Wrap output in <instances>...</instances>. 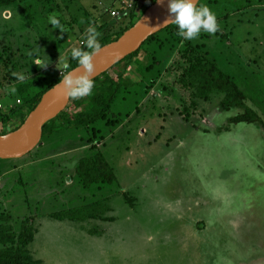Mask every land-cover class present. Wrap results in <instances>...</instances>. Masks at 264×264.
<instances>
[{
	"label": "rangeland",
	"instance_id": "rangeland-1",
	"mask_svg": "<svg viewBox=\"0 0 264 264\" xmlns=\"http://www.w3.org/2000/svg\"><path fill=\"white\" fill-rule=\"evenodd\" d=\"M214 1L197 6L215 13V34L185 40L170 25L146 45L152 69L114 101L96 140L86 128H70L23 158H0V218L9 216L0 219L2 232L19 235L28 224L35 234L29 253L39 264H264V0ZM155 2L17 0L0 8V74L10 57L24 65L17 73L63 75L89 27L98 42L120 36L138 21L133 12ZM50 15L65 32L53 29ZM185 41L230 74L240 103L221 93L202 100L182 88ZM26 96L18 84L0 88L6 111H22ZM248 110L254 122L235 123ZM91 146L116 172L111 187L85 189L79 180L76 166ZM75 207L84 208L80 218L63 214Z\"/></svg>",
	"mask_w": 264,
	"mask_h": 264
},
{
	"label": "trees",
	"instance_id": "trees-1",
	"mask_svg": "<svg viewBox=\"0 0 264 264\" xmlns=\"http://www.w3.org/2000/svg\"><path fill=\"white\" fill-rule=\"evenodd\" d=\"M17 0H0V8L15 4ZM218 3V0L214 1ZM145 11L139 13L133 12L132 18L143 16ZM139 14V15H138ZM135 23L126 28L120 36ZM178 29V27L173 24ZM170 26V27H171ZM167 29L151 36L143 46L127 55L125 58L114 64L107 72L94 79L95 87L90 96L80 99H71L68 106L53 120L44 126V137L69 130L70 128H86L90 138L94 141L101 134L98 124L108 119L109 109L114 101L123 91H130L137 87L146 79V74L152 69L144 61L152 57V53L146 48L148 43L158 40L159 35ZM178 33V30H176ZM120 36H108L101 39V47L117 40ZM85 44L80 46L84 49ZM85 50V49H84ZM87 51V50H86ZM180 58L179 68L182 71L179 83L182 88L192 90L195 98L207 100L213 94L221 93L226 95V102L231 99L242 101V93L237 89V85L229 73L220 69L215 61H211L206 56L199 54L190 42L185 41L183 47L178 50ZM71 68L78 67L74 60H70ZM184 64L181 66V64ZM5 65L10 69L6 74H0V88L11 84H18L19 90L27 95L24 101V109L16 113L15 109L0 110V125H10V120L15 115L16 120L8 129L0 131V134H7L17 130L28 118V116L37 108L41 102L42 96L53 86L61 81L62 75L58 76H37L30 77V72L24 74L26 80L20 82L13 73L24 68L21 63H15L10 57L5 58ZM41 69L36 68L37 73ZM17 73V72H16ZM240 97V98H239ZM196 103V102H195ZM80 108H82L80 110ZM255 113L248 110L246 114L237 116L235 123L254 122ZM259 119V118H258ZM108 121V120H107ZM43 137V138H44ZM91 140V141H92ZM91 152L80 158L76 173L85 189H91L95 186H112L117 182L116 172L111 165L107 155L102 150H97L95 146L90 147ZM23 184V179L20 183ZM99 206V205H98ZM83 207H75L64 210L63 214L69 217L80 218L83 215ZM0 219H9V216H3ZM24 225L23 232L19 235L4 234L2 231L7 226L0 225V264H39L30 256L29 246L35 240V234ZM11 243V246H10Z\"/></svg>",
	"mask_w": 264,
	"mask_h": 264
},
{
	"label": "water",
	"instance_id": "water-1",
	"mask_svg": "<svg viewBox=\"0 0 264 264\" xmlns=\"http://www.w3.org/2000/svg\"><path fill=\"white\" fill-rule=\"evenodd\" d=\"M161 2L165 3V13L161 20L153 21L152 25H146L147 22L152 21L149 10L154 5L160 4L155 2L117 40L101 47V51L94 57L96 69L92 74L93 79L107 72L114 64L127 55L139 50L151 36L174 24V22H171L174 18L170 14L168 0H161ZM199 2L200 0H197V5ZM166 21L169 23L166 24ZM121 50H125V54L117 59L116 56ZM74 69L78 70L77 74L85 71L83 67L79 66ZM59 83L42 96L37 108L17 130L7 134H0V158H23L39 146L44 137V126L49 121L55 119L71 101L70 98L66 97L63 85H58ZM39 107H42L40 111H38Z\"/></svg>",
	"mask_w": 264,
	"mask_h": 264
},
{
	"label": "clouds",
	"instance_id": "clouds-1",
	"mask_svg": "<svg viewBox=\"0 0 264 264\" xmlns=\"http://www.w3.org/2000/svg\"><path fill=\"white\" fill-rule=\"evenodd\" d=\"M161 3V0H156ZM169 11L174 18L171 22L178 27V35L185 40H194L198 38L201 32L215 34L218 30V23L215 13L207 6H197V0H168ZM49 23L53 29L60 28L61 32H65V27L61 20L56 15L48 17ZM169 22L166 21V24ZM100 33L95 27H89L85 34V45L90 51H85L83 48L72 47L70 53V60L77 62L79 67H83L85 71L77 74V69H72L69 63V58L63 62V75L58 85H63L66 97L70 99H80L90 96L95 87L93 73L96 66L94 57L101 51V44L98 42ZM31 56L32 53L30 52ZM39 54L37 53V56ZM41 68H46L49 62L42 58H37L33 62ZM20 82L26 80V76L21 73H13ZM11 93L15 94L17 89L12 86Z\"/></svg>",
	"mask_w": 264,
	"mask_h": 264
},
{
	"label": "bare ground",
	"instance_id": "bare-ground-1",
	"mask_svg": "<svg viewBox=\"0 0 264 264\" xmlns=\"http://www.w3.org/2000/svg\"><path fill=\"white\" fill-rule=\"evenodd\" d=\"M165 13V3L161 2L159 5H154L150 10L149 14L152 17V21H149L146 23L147 26L152 25L154 22L153 21H159L163 18ZM125 54V50H121L120 53L116 56V58H120ZM42 107H39L40 111Z\"/></svg>",
	"mask_w": 264,
	"mask_h": 264
},
{
	"label": "built area",
	"instance_id": "built-area-1",
	"mask_svg": "<svg viewBox=\"0 0 264 264\" xmlns=\"http://www.w3.org/2000/svg\"><path fill=\"white\" fill-rule=\"evenodd\" d=\"M110 13L113 17H118L121 15V12L119 11V9H110ZM85 44V41H81L80 42V46L84 45ZM17 105H21L22 104V100L21 99H18L17 102H16ZM5 109V106L3 104V102L0 100V110H4Z\"/></svg>",
	"mask_w": 264,
	"mask_h": 264
},
{
	"label": "crops",
	"instance_id": "crops-1",
	"mask_svg": "<svg viewBox=\"0 0 264 264\" xmlns=\"http://www.w3.org/2000/svg\"><path fill=\"white\" fill-rule=\"evenodd\" d=\"M101 4L104 6V3H101ZM149 4H150V3L146 4L147 6H146V5H145V6L148 8V7L151 6V4H150V5H149ZM147 8H146V9H147ZM146 9H144V11H146ZM78 47L80 48V44L78 45ZM13 109H14V108H13Z\"/></svg>",
	"mask_w": 264,
	"mask_h": 264
}]
</instances>
